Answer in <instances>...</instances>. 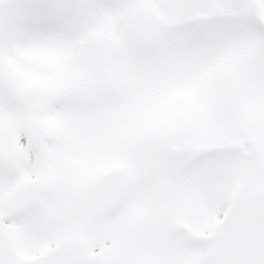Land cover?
<instances>
[{"label": "snow or ice", "instance_id": "obj_1", "mask_svg": "<svg viewBox=\"0 0 264 264\" xmlns=\"http://www.w3.org/2000/svg\"><path fill=\"white\" fill-rule=\"evenodd\" d=\"M0 264H264V0H0Z\"/></svg>", "mask_w": 264, "mask_h": 264}]
</instances>
